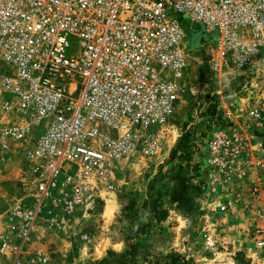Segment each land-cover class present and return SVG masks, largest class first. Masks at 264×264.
<instances>
[{"label": "built area", "instance_id": "obj_1", "mask_svg": "<svg viewBox=\"0 0 264 264\" xmlns=\"http://www.w3.org/2000/svg\"><path fill=\"white\" fill-rule=\"evenodd\" d=\"M200 32L211 73L248 68L264 60V0H0V152L22 151L27 176L25 200L0 210V264H52L25 253L37 221L94 203L134 155L159 154ZM201 149L230 171L224 130Z\"/></svg>", "mask_w": 264, "mask_h": 264}, {"label": "rangeland", "instance_id": "obj_2", "mask_svg": "<svg viewBox=\"0 0 264 264\" xmlns=\"http://www.w3.org/2000/svg\"><path fill=\"white\" fill-rule=\"evenodd\" d=\"M206 40L191 42L187 90L159 154L134 155L94 203L40 218L25 253L52 264H264V60L216 76ZM215 130L234 154L221 175L200 153ZM23 160L0 152L2 211L25 200Z\"/></svg>", "mask_w": 264, "mask_h": 264}, {"label": "trees", "instance_id": "obj_3", "mask_svg": "<svg viewBox=\"0 0 264 264\" xmlns=\"http://www.w3.org/2000/svg\"><path fill=\"white\" fill-rule=\"evenodd\" d=\"M193 38L195 39V40H199V39H202V35H198V34H195L194 36H193Z\"/></svg>", "mask_w": 264, "mask_h": 264}, {"label": "bare ground", "instance_id": "obj_4", "mask_svg": "<svg viewBox=\"0 0 264 264\" xmlns=\"http://www.w3.org/2000/svg\"><path fill=\"white\" fill-rule=\"evenodd\" d=\"M201 33H202V32H200V33H195V34L202 35ZM195 34H191V35H190V39H191V41L195 40V39L193 38V36H194Z\"/></svg>", "mask_w": 264, "mask_h": 264}, {"label": "crops", "instance_id": "obj_5", "mask_svg": "<svg viewBox=\"0 0 264 264\" xmlns=\"http://www.w3.org/2000/svg\"><path fill=\"white\" fill-rule=\"evenodd\" d=\"M202 36H204V34Z\"/></svg>", "mask_w": 264, "mask_h": 264}]
</instances>
